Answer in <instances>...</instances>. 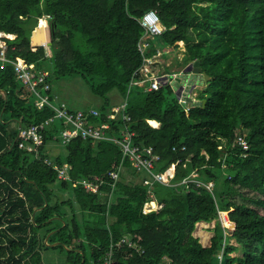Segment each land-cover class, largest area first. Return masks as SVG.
Segmentation results:
<instances>
[{"label":"trees","instance_id":"trees-1","mask_svg":"<svg viewBox=\"0 0 264 264\" xmlns=\"http://www.w3.org/2000/svg\"><path fill=\"white\" fill-rule=\"evenodd\" d=\"M149 10L165 27L159 36H146L152 48L164 51L183 41L182 65L197 60L208 76L188 110L170 84L151 91L134 86L128 94L133 142L159 155L155 171L178 161L172 185L149 188L142 183L145 174L126 160L112 189L107 173L120 162V148L78 137L63 146V157L51 156L56 125L45 132L37 156L12 146L19 125L38 124L53 112L37 109L12 65L4 63L0 264H44L42 252L50 248L65 252L66 264H85L86 251L91 264H103L111 241L124 237L142 252L124 245L114 251L112 264H215L221 248L220 264H264V0H0V32L13 36L3 37L5 56L46 71L49 83L50 74L80 76L102 100L93 108L105 121L117 104L108 94L124 97L142 65L137 20ZM44 17L51 32L48 53L30 40ZM123 125L112 123L117 134ZM238 133L245 134L246 152L236 143ZM63 163L67 179L60 180L54 166ZM194 169L199 185L181 183ZM93 176L102 178L98 193L73 185ZM209 182L210 190L204 186ZM149 189L161 208L143 213ZM68 190L70 196L63 193ZM219 212H227L230 227L223 229ZM212 221L206 248L193 232L198 222Z\"/></svg>","mask_w":264,"mask_h":264},{"label":"built area","instance_id":"built-area-1","mask_svg":"<svg viewBox=\"0 0 264 264\" xmlns=\"http://www.w3.org/2000/svg\"><path fill=\"white\" fill-rule=\"evenodd\" d=\"M150 13L154 14L151 19L148 18ZM137 21L142 29V35L140 36L137 45L142 57V65L131 75L127 84L125 96L122 97L117 104L112 105L110 110L106 112L105 121L100 120L101 114L95 108L74 110L68 108L65 103L55 105L49 94L50 83L48 82V73L46 71L37 70L33 64H27L19 57H16L13 60L6 58V44L3 41V37H6L7 35L0 32V67H2L4 63L11 64L16 80L20 82L27 92L33 95L36 108L42 109L48 107L53 112V115L50 118L38 124L26 127L20 125L15 138V144H17L19 148L37 156L38 148L44 142L45 132L56 125L58 126V131L53 135V141H57L62 146L66 145L72 139L80 137L82 140L110 142L120 148V162L114 167V169L107 173V177L112 181V189L119 179L123 162L126 160L133 169L145 174L142 183L149 188H151L153 183L167 186L172 185L171 180L174 176L175 166L178 161L172 163L163 171H155V164L160 159L159 155L154 153L152 147L134 144L135 133L126 125V122L130 119L127 113V98L131 88L134 86H144L147 91H151L157 90L165 84H170L174 89L177 100L186 108V110H188L191 102L195 101L196 94L193 89L196 85H191V82L195 79L192 78L189 80L188 76L184 77L186 74L183 72V69L186 65L180 68L177 73H172L170 77L167 71L165 72L163 69L158 68L160 65V58L164 56L166 50L162 51L157 47L153 49L151 43L146 40V36H159L165 30L157 12L155 10H149ZM176 44L178 46L177 48L180 47L183 54L185 51L183 41H178ZM153 68L156 69L154 70ZM154 72L156 73L154 74ZM200 79H202V76L199 79H196V81L198 82ZM177 92H179V94H177ZM115 120H120L124 123L120 134H117L112 126V123ZM158 126L159 124L157 123V126L153 127ZM236 143L244 150V152H246L248 144L244 133L237 134ZM182 150H184V147H182ZM45 161L50 164L49 159H46ZM54 168L57 171L58 179H67L66 172L68 165L66 163H63L61 166H54ZM196 175L197 170L194 169L188 177L181 181V183L195 181L193 178ZM195 183L199 185L198 181H195ZM75 184L81 185L88 193H98L102 184V178L99 176L82 178L74 182L73 185ZM204 186L210 190L212 183L209 182L208 184H204ZM109 203L110 200L108 199L107 205H109ZM160 208L161 204H158L155 201L153 193L149 189L148 200L144 203L142 212L147 213L150 211H156ZM219 221L223 229L231 226L228 217L222 215V212H219ZM124 245L128 248H133L142 252L136 242L124 237L117 242L111 241L110 247L103 259V264H112L114 251ZM221 257L222 248L216 255L217 264L221 263Z\"/></svg>","mask_w":264,"mask_h":264},{"label":"rangeland","instance_id":"rangeland-1","mask_svg":"<svg viewBox=\"0 0 264 264\" xmlns=\"http://www.w3.org/2000/svg\"><path fill=\"white\" fill-rule=\"evenodd\" d=\"M44 19L45 20L42 19L43 21L38 20L37 26L35 28H38V26H40L42 22L44 25L48 26L47 17H44ZM6 37L11 38L8 35ZM42 46L45 48L46 53H48L49 46L47 45H42ZM177 47L178 46L166 47L164 56L160 58V65L158 66V68L163 69V71L165 72L167 71L169 77L172 73H177L180 68L184 67V65H182V52L180 50V47L179 48ZM153 69L155 70L156 68ZM155 73L156 72H154V74ZM201 81L202 80L200 79L197 82L195 79L193 82H191V85H196L195 88L193 89L195 94L197 89H200L204 85V81L203 82ZM50 84H51V95L55 105H59L60 103H65L68 108L74 110H86L93 107L99 108L101 105L102 100L99 99L98 97H95L91 93L88 84L80 76L54 77L52 74H50ZM108 97L111 99L113 98L114 103H118L120 101V96H118L114 90L108 94ZM48 147L50 149L51 156L59 154L63 157L65 155L63 146L59 144L57 141L49 142ZM63 193H65L66 196H70L69 190ZM229 223L230 225H232V222ZM213 225H214V221L207 224L206 226H201V227L202 229L208 231L212 229ZM199 233L208 234L202 231H199ZM211 235L212 233H210V236ZM201 236H202V241L199 237H197L200 239L199 242H201V244L204 247L208 248L211 245V242H207L209 234L206 239H204L203 235ZM203 241L206 243H203ZM231 242L233 243V240ZM238 254L239 252H236L233 255H238ZM85 257L87 260L85 264H91L88 251L85 252ZM42 259L44 264H66V253L59 249L50 248L42 252ZM213 262L215 264L217 263L216 258L214 259Z\"/></svg>","mask_w":264,"mask_h":264},{"label":"water","instance_id":"water-1","mask_svg":"<svg viewBox=\"0 0 264 264\" xmlns=\"http://www.w3.org/2000/svg\"><path fill=\"white\" fill-rule=\"evenodd\" d=\"M41 27L38 26V28H35L32 31L31 34V45L36 47V46H40V45H47L49 46L51 44V32L49 29V25L46 26L45 28V35H41L40 33ZM183 72L186 74L184 77L188 76V79L191 80L193 79H199L201 76L203 79H201L203 81H207L208 80V76L201 70L200 67V62L199 61H194L192 63L187 64L184 69ZM177 94H179V92H177ZM204 103V102H203ZM18 128H20V125L18 126ZM15 139L13 141L12 146L15 144Z\"/></svg>","mask_w":264,"mask_h":264},{"label":"crops","instance_id":"crops-1","mask_svg":"<svg viewBox=\"0 0 264 264\" xmlns=\"http://www.w3.org/2000/svg\"><path fill=\"white\" fill-rule=\"evenodd\" d=\"M40 20V19H39ZM207 224H209V223H206V222H198L197 224H196V226H195V230H194V232H193V234H194V236L195 237H199L200 239H201V241H202V236H201V234L199 233V231H202V232H206V233H208L209 234V237H208V240H207V242H211V239H212V237H213V227H214V225H213V227H212V229H210V230H204V229H202V227L201 226H206ZM195 233H197V234H195ZM210 233H212V235L210 236ZM198 238V239H199ZM199 239V240H200ZM201 243V242H200ZM203 243H206V242H204L203 241Z\"/></svg>","mask_w":264,"mask_h":264},{"label":"bare ground","instance_id":"bare-ground-1","mask_svg":"<svg viewBox=\"0 0 264 264\" xmlns=\"http://www.w3.org/2000/svg\"><path fill=\"white\" fill-rule=\"evenodd\" d=\"M44 20V18H40V20ZM42 20V21H43ZM42 25V26H41ZM40 25V27H41V30H40V33H41V35H45V28H46V25H44L43 24V22H42V24ZM9 37H13L12 35H8ZM149 123L152 125V126H156L157 125V122L156 121H154V120H150L149 121ZM222 215H224V216H226L227 215V212H222ZM201 235H203V237H204V239H206L207 238V236H208V234H201Z\"/></svg>","mask_w":264,"mask_h":264},{"label":"clouds","instance_id":"clouds-1","mask_svg":"<svg viewBox=\"0 0 264 264\" xmlns=\"http://www.w3.org/2000/svg\"><path fill=\"white\" fill-rule=\"evenodd\" d=\"M153 16H154V14L150 13L148 18L151 19Z\"/></svg>","mask_w":264,"mask_h":264}]
</instances>
